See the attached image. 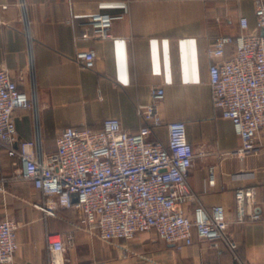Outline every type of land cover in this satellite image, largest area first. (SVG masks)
Instances as JSON below:
<instances>
[{
	"label": "crops",
	"instance_id": "0c3cea01",
	"mask_svg": "<svg viewBox=\"0 0 264 264\" xmlns=\"http://www.w3.org/2000/svg\"><path fill=\"white\" fill-rule=\"evenodd\" d=\"M33 37V78L38 107L17 109L13 119L18 140H30L36 129L46 152L67 127L101 128L103 120L118 119L121 128L136 132L143 125L136 107L150 101L153 87L164 89L158 107L165 123L183 121L187 141L196 151L187 182L192 199L185 206L192 217L198 204L223 207L229 231L237 244L236 258L219 241L194 240L178 248L163 242L154 231L121 240L128 252L110 264H264V148L244 159L232 155L240 146L232 123L212 103L208 83L207 49L220 36H235L239 20L255 30V0H25ZM18 0H0V68L5 67L21 91L29 93L31 70ZM5 6V8H4ZM97 14H122L110 28V38L78 39L77 26ZM93 51L94 67L87 69L74 57ZM234 53L226 46L225 58ZM165 144V128L150 137ZM3 176H10V160L3 157ZM214 169L215 183L208 182ZM0 192V220L20 223L18 250L12 264H49L45 234L72 235L67 257L72 264H93L101 252L93 239L76 248L77 231L46 218L29 204L39 192L28 183L9 182ZM251 188L247 209L259 220L236 222L234 193ZM248 207V206H246ZM85 250V252H84ZM97 250V251H96ZM97 257V259H96ZM99 257V258H98Z\"/></svg>",
	"mask_w": 264,
	"mask_h": 264
},
{
	"label": "built area",
	"instance_id": "2783aa9c",
	"mask_svg": "<svg viewBox=\"0 0 264 264\" xmlns=\"http://www.w3.org/2000/svg\"><path fill=\"white\" fill-rule=\"evenodd\" d=\"M254 5L255 30L249 31L248 21L242 17L237 35L217 37L207 49L212 61L208 74L212 103L232 123L240 140L232 155L239 159L264 148V0H255ZM17 6L28 48L30 91H21L8 70L0 68V192L7 193L5 184L9 182L28 183L41 196L32 207L44 217L66 222L59 217L60 211H73L77 218L67 222L73 230L104 243L132 240L154 231L160 240L178 248L194 240L219 241L236 258L237 244L223 207L206 209L198 204L192 217L186 215L185 206L193 197L187 178L196 151L187 141L183 121L162 120L158 111L164 99L162 87H153L149 103L136 107L143 123L136 132L125 131L118 119L107 118L99 129H62L54 140V152L45 151L38 129L32 139L18 140L13 112H37L38 98L25 0H18ZM122 19V14L94 15L77 24L76 38H110L112 24ZM229 45L234 53L225 58ZM74 59L92 69L96 55L93 51L77 52ZM162 127L167 135L165 144L150 138L153 130ZM4 156L10 160V176L2 175ZM208 182L214 186L213 167ZM234 197L238 224L247 218L260 219L258 213L247 210L253 197L251 188L236 190ZM19 228L15 220H0V264L13 263ZM71 240L72 235L45 234L49 264H72L66 248Z\"/></svg>",
	"mask_w": 264,
	"mask_h": 264
},
{
	"label": "rangeland",
	"instance_id": "374dc122",
	"mask_svg": "<svg viewBox=\"0 0 264 264\" xmlns=\"http://www.w3.org/2000/svg\"><path fill=\"white\" fill-rule=\"evenodd\" d=\"M7 184H5L6 186ZM6 189V188H5ZM7 191V190H6ZM8 192V191H7ZM15 197V201L18 203H22V204H29L30 206H32V203L37 202L39 200H24L22 198L19 197V194H16ZM35 209V208H34ZM40 212V211H39ZM42 213V212H41ZM43 214V213H42ZM59 217L63 218L65 221H62V219H57V218H53L54 220H56L57 222H61V224H66L67 226H70L67 222L68 221H74L77 218V213L73 212V211H69V210H61L59 213ZM51 218V217H48ZM71 227V226H70ZM77 235L78 238L75 239L76 240V248H78L79 246H82V244L85 242L86 239H93L95 246L97 245V249L99 250V252H101V255L99 254V257L102 256L99 259H105L104 261H107L108 264H110V262H112L114 259H117L118 257L124 255V250L121 248V245H125L126 243L119 241V242H102L100 240H97L95 238L90 237L89 235L83 233V232H79L77 231ZM139 236V235H138ZM137 236V237H138ZM131 241V240H130ZM130 242H128L129 244ZM126 244V245H128ZM83 247V246H82ZM97 251V250H96ZM85 252V250H84ZM126 254V253H125ZM97 259V257H96Z\"/></svg>",
	"mask_w": 264,
	"mask_h": 264
},
{
	"label": "water",
	"instance_id": "95a60500",
	"mask_svg": "<svg viewBox=\"0 0 264 264\" xmlns=\"http://www.w3.org/2000/svg\"><path fill=\"white\" fill-rule=\"evenodd\" d=\"M73 201L76 202V196H73Z\"/></svg>",
	"mask_w": 264,
	"mask_h": 264
},
{
	"label": "trees",
	"instance_id": "16d2710c",
	"mask_svg": "<svg viewBox=\"0 0 264 264\" xmlns=\"http://www.w3.org/2000/svg\"><path fill=\"white\" fill-rule=\"evenodd\" d=\"M66 225V224H65ZM70 227V226H69ZM72 230H73V228L72 227H70Z\"/></svg>",
	"mask_w": 264,
	"mask_h": 264
}]
</instances>
